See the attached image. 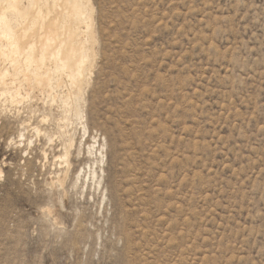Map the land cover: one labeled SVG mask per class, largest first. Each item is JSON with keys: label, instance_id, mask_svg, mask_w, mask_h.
Instances as JSON below:
<instances>
[{"label": "rangeland", "instance_id": "rangeland-1", "mask_svg": "<svg viewBox=\"0 0 264 264\" xmlns=\"http://www.w3.org/2000/svg\"><path fill=\"white\" fill-rule=\"evenodd\" d=\"M90 5L79 105L0 86V264H264V0Z\"/></svg>", "mask_w": 264, "mask_h": 264}, {"label": "bare ground", "instance_id": "bare-ground-1", "mask_svg": "<svg viewBox=\"0 0 264 264\" xmlns=\"http://www.w3.org/2000/svg\"><path fill=\"white\" fill-rule=\"evenodd\" d=\"M50 1L0 0V59L8 62L12 68L15 87L11 88L8 84L9 76L12 74L8 67L4 70L0 68V86L2 96L10 99L12 103L17 100L21 90L30 93L31 90L37 89L39 93L45 94L54 91V87L56 90L61 89L67 78L71 90L60 96V103L63 104L62 107L64 105L66 107L68 102H71L69 99H74L78 104L82 100L85 85L88 84L87 74L93 55L88 43L80 37L84 36L80 25L85 24L91 29L89 13L93 9L90 0H53L52 3ZM57 7L59 11L53 15ZM24 22L28 27L23 26L21 32L20 23ZM27 30L35 33L45 30V38L42 36L40 40L38 36L39 42L35 40L32 42ZM75 113L77 118L82 116L77 109ZM23 137L22 134L20 138ZM71 141L65 144L63 157L65 161L70 156Z\"/></svg>", "mask_w": 264, "mask_h": 264}]
</instances>
